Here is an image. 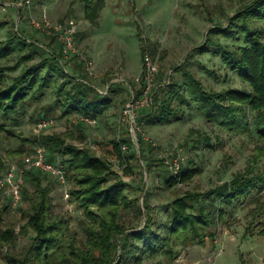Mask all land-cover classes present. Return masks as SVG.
Returning <instances> with one entry per match:
<instances>
[{
	"label": "trees",
	"instance_id": "1",
	"mask_svg": "<svg viewBox=\"0 0 264 264\" xmlns=\"http://www.w3.org/2000/svg\"><path fill=\"white\" fill-rule=\"evenodd\" d=\"M81 2L85 19L94 22L103 0ZM6 24L0 21V30ZM208 36L194 52L219 58L244 88L208 90L192 72L180 66L176 69L179 78L169 77L166 84L154 89L149 104L137 118L153 125H167L182 121L185 110L191 109L221 132L254 140L253 153L244 169L234 173L230 180L205 192L185 191L175 196L166 206L164 222L156 221L148 213L149 204L143 198V224L128 228L121 222L122 212L133 204L124 192L128 185L121 181L106 184L113 174L109 159L123 165L124 171L129 170L130 161L137 159V151L128 136L108 143L99 142L97 146L102 155L96 156L87 148L66 144L59 135L29 139L15 134L10 127L24 115L29 100L47 91L53 96V105L42 113L46 116L57 110L60 118L70 115L96 118L110 104L108 95L99 93L84 79L69 75L61 54L39 47L18 29L6 34L0 41V61L14 57L15 63L11 67H0V138H15L19 142L15 150L6 154L9 157L24 155L23 146L29 144L45 147L47 160L59 159L65 167L66 179L71 182L69 198L86 220L82 229L84 238L79 240L75 232H70L67 222L53 216L49 210V189L43 185L49 176L35 169L28 170L20 204L27 202L29 207L21 211L26 222L19 230L30 231L33 237L21 254L7 259V264H141L144 257L153 258L158 254L171 261L175 247L204 245L212 240L209 228L221 220L235 202L250 198L254 205L252 218L264 214L261 199L252 196L264 190V168L259 169L264 158V0H252L228 18L225 26L209 29ZM37 52L44 57L33 62ZM146 52L147 49L141 47L142 61ZM19 67L18 74L6 83V72ZM202 70L209 77L220 79L216 72L205 67ZM107 92H111V87ZM218 140L216 137L215 141ZM137 142L148 173L151 164L144 155L142 138L137 136ZM188 142L192 147L209 149L213 146L208 134L195 129H189ZM123 147L127 152L122 151ZM188 162L179 165L176 174L166 171L162 175L165 188L186 183L200 172L192 160ZM4 170L5 162L0 156V175ZM136 190L148 193L145 184L137 186ZM6 209V206L0 209V252L16 238L14 228L1 229ZM140 212L137 207L138 218ZM258 234L264 239V224Z\"/></svg>",
	"mask_w": 264,
	"mask_h": 264
},
{
	"label": "rangeland",
	"instance_id": "2",
	"mask_svg": "<svg viewBox=\"0 0 264 264\" xmlns=\"http://www.w3.org/2000/svg\"><path fill=\"white\" fill-rule=\"evenodd\" d=\"M29 1V3H27ZM252 0H103L102 8L94 22L85 19L81 0H0V21L6 26L0 30V41L6 34L17 30L39 47L61 54L63 67L71 76L80 77L93 89L107 94L110 104L103 113L94 118V126L80 125L77 115L59 117L55 110L44 115L43 110L53 105V96L44 92L31 99L20 115L18 122L10 126L15 134L25 138L59 135L66 144L87 148L92 154L101 156L99 142L108 143L112 139L128 136L136 151L137 159L129 162L128 171L123 165L109 159L113 172L107 185L123 182L128 185L124 192L132 201L129 210L122 212L121 222L128 228L143 224V198L149 204L148 213L158 222L165 221L168 203L185 191L205 192L217 184L230 180L231 176L245 167L252 155L254 140L244 136H232L219 131L212 124L204 122L193 110H185L182 121L165 125H153L139 121L141 111L149 104L150 94L169 77L179 78L176 69L184 66L193 73L208 90L219 91L227 88H244L240 80L225 69L219 58H211L209 53L199 55L194 50L201 47L209 38L208 31L214 26H225L228 18ZM32 20L50 28L38 30ZM68 20L76 24L74 54L65 56L62 44L53 27ZM141 47L147 49L146 55L157 67L149 85L143 81V61ZM44 55L41 52L33 58L38 62ZM15 58L0 61L1 66H12ZM88 65L90 70L86 69ZM216 72L219 80L209 77L205 71ZM19 68L6 72V83L17 75ZM223 77L227 80L224 81ZM148 86V88H147ZM111 87V92L107 90ZM43 119L52 120V125L40 129ZM189 129L204 132L211 138L212 148L192 147L188 142ZM137 136L144 144V155L151 164L145 172L141 160ZM218 137V142L215 141ZM218 143V145L216 144ZM258 144V143H257ZM19 142L15 138H0V156L5 169L14 163L19 165L24 155L32 152L38 145H24V155L7 156V151L15 150ZM259 145V144H258ZM125 153L127 150L122 148ZM179 165L189 164L200 169L188 182L165 188L162 175L169 172L174 160ZM156 160H162L157 162ZM264 168V158L259 169ZM148 188L145 195L136 190ZM43 185L49 189L50 212L53 216L67 222L70 232H75L83 240L85 217L69 198L71 182L57 183L47 177ZM30 190V187H27ZM68 195V198L64 194ZM258 196L264 204V190ZM7 207L2 217L1 229L12 227L16 238L10 246L0 252V264L19 255L25 249L33 234L22 232L26 220L21 211L28 210V203L22 202L12 208L0 193V209ZM142 211L138 218L136 208ZM253 203L250 198L235 202L223 218L209 228L213 235L204 245L175 247L174 258L166 260L161 254L153 258L144 257L141 264H264V239L258 234L264 224V214L252 218ZM141 213V212H140Z\"/></svg>",
	"mask_w": 264,
	"mask_h": 264
},
{
	"label": "built area",
	"instance_id": "3",
	"mask_svg": "<svg viewBox=\"0 0 264 264\" xmlns=\"http://www.w3.org/2000/svg\"><path fill=\"white\" fill-rule=\"evenodd\" d=\"M29 3V1H27ZM32 26L38 30H45L46 33H49V27L39 25V23L32 20ZM54 32L56 33L59 41L62 44L63 53L65 56L69 54H74L75 50V35H76V24L72 20H68L62 25H56L53 27ZM86 69L88 65H85ZM143 71L142 78L147 85L153 79L157 71V67L152 63L148 55H144L143 58ZM148 88V86H147ZM79 122L85 126H94L96 120L89 117H79ZM52 125V120L43 119L39 122L38 127L40 129L48 128ZM169 170L172 174H176L179 168V161L176 159L169 165ZM38 170L50 178L54 179L57 183L65 185L66 184V171L65 167L60 163L59 159H56L54 162H49L47 160V150L43 146L34 148L31 153L23 156L21 163L10 164L0 175V193L1 195L8 200L12 208L17 207L21 202V189L24 185V177L28 170ZM64 196L68 198V195L65 193Z\"/></svg>",
	"mask_w": 264,
	"mask_h": 264
},
{
	"label": "water",
	"instance_id": "4",
	"mask_svg": "<svg viewBox=\"0 0 264 264\" xmlns=\"http://www.w3.org/2000/svg\"><path fill=\"white\" fill-rule=\"evenodd\" d=\"M141 214H142V211H141Z\"/></svg>",
	"mask_w": 264,
	"mask_h": 264
}]
</instances>
